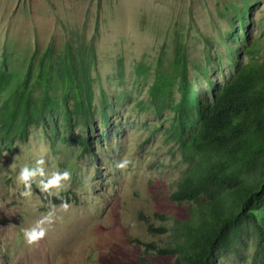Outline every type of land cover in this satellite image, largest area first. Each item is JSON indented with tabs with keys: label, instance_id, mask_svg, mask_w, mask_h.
<instances>
[{
	"label": "rangeland",
	"instance_id": "1",
	"mask_svg": "<svg viewBox=\"0 0 264 264\" xmlns=\"http://www.w3.org/2000/svg\"><path fill=\"white\" fill-rule=\"evenodd\" d=\"M255 41L254 57L264 63V0H0V70L11 77L0 104L42 59L51 101L26 140L0 135V264H174L173 255L135 242L172 244L176 223L189 217V206L170 198L188 171L174 128L179 92L175 86L170 106L155 108L149 89L156 66L183 52L193 90L210 101L248 61L244 49ZM70 67L75 80L90 83L92 102L87 125L86 115L72 113L67 132L64 110L75 103L72 91L64 102ZM41 158L49 174L67 170L72 179L52 196L34 183L33 195L22 197L19 169ZM125 159L128 167L117 168ZM62 200L71 204L67 212ZM51 204L56 223L28 246L23 230ZM257 248L247 229L217 264H261Z\"/></svg>",
	"mask_w": 264,
	"mask_h": 264
},
{
	"label": "trees",
	"instance_id": "2",
	"mask_svg": "<svg viewBox=\"0 0 264 264\" xmlns=\"http://www.w3.org/2000/svg\"><path fill=\"white\" fill-rule=\"evenodd\" d=\"M259 50L256 41L244 49L248 61L210 101L193 90L183 52L178 50L169 66L159 62L156 66L149 89L155 108L170 106L175 86L179 92L172 106L174 128L181 139L188 171L170 198L177 204H187L190 214L176 223L172 244L158 247L154 242H135L145 250L173 255L174 264H217L219 255L234 249L247 229L258 241L254 260L264 264V63L254 57ZM44 60L39 61L34 74L29 68L0 104V135L4 141H23L35 122L40 125L45 121L51 101L50 67ZM71 60L69 50L67 63L71 64ZM67 71L64 102L71 91L75 98L73 109L66 105L64 110L68 132L72 130V113L86 115L83 123H87L92 90L90 83L86 86L74 79L71 67ZM10 83V75L0 70V96ZM88 86L89 91L84 90ZM86 142L82 143L85 149ZM147 231L154 233L155 229L149 225Z\"/></svg>",
	"mask_w": 264,
	"mask_h": 264
},
{
	"label": "clouds",
	"instance_id": "3",
	"mask_svg": "<svg viewBox=\"0 0 264 264\" xmlns=\"http://www.w3.org/2000/svg\"><path fill=\"white\" fill-rule=\"evenodd\" d=\"M45 163V160L41 158L36 160L34 165L24 164L20 167L16 179L18 184L23 185L24 191L20 193L22 197L28 198L33 195L32 188L34 183L37 184V188L41 193H47L49 196H52L55 194L53 190L58 193L65 188L66 183L71 181L72 175L69 171L57 170L49 174ZM130 163L131 161L125 159L117 162L116 167L125 169ZM56 207L52 205L53 210H49L40 219L35 221L31 227L23 230L24 241L28 246H35L46 237L58 219L54 212ZM59 208L67 212L71 208V204L68 201L62 200Z\"/></svg>",
	"mask_w": 264,
	"mask_h": 264
},
{
	"label": "bare ground",
	"instance_id": "4",
	"mask_svg": "<svg viewBox=\"0 0 264 264\" xmlns=\"http://www.w3.org/2000/svg\"><path fill=\"white\" fill-rule=\"evenodd\" d=\"M36 107V106H35ZM35 109V108H34ZM151 109V108H150ZM142 114V113H141ZM38 122V121H37ZM27 123V122H26ZM36 123V122H35ZM35 123H34V125H35ZM31 124V123H30ZM33 124V123H32ZM87 124V123H86ZM190 124V123H189ZM27 125V124H26ZM25 125V126H26ZM69 125V124H68ZM188 125V124H187ZM193 125V123L191 124V126ZM70 126H71V124H70ZM69 127V126H68ZM3 128V127H2ZM188 128H189V126H188ZM191 129V128H190ZM3 131H4V129H3ZM8 131V130H7ZM1 132V131H0ZM14 132V131H13ZM187 133H188V130H187ZM194 136V135H193ZM8 137V136H7ZM193 138V137H192ZM8 139V138H7ZM11 139V138H10ZM25 139V138H24ZM26 140V139H25ZM193 140V139H192ZM202 148H204V147H202ZM131 149V148H130ZM205 149V148H204ZM204 149H203V151H204ZM137 150V149H136ZM199 150V149H198ZM197 150V152L199 153V151ZM129 151V150H128ZM195 152H196V148H195ZM196 152V153H197ZM205 152V151H204ZM195 153V154H196ZM200 154H202V153H200ZM200 154H198V155H200ZM146 172V171H145ZM129 180V179H128ZM133 183V182H132ZM144 183V182H143ZM147 183H144V185H146ZM148 185V184H147ZM106 186V185H105ZM127 188V187H126ZM143 188V187H142ZM129 189V188H128ZM21 191V190H20ZM105 191V190H104ZM131 192V191H130ZM132 193V192H131ZM44 194V193H43ZM105 194V193H104ZM103 194V195H104ZM45 195V194H44ZM113 195V194H112ZM111 195V196H112ZM110 196V195H109ZM48 197V196H47ZM104 197V196H103ZM55 197H53V199H54ZM109 198V197H108ZM49 200V199H48ZM51 200V199H50ZM49 200V201H50ZM82 200V199H81ZM60 202V201H59ZM98 202V201H97ZM189 202V201H188ZM101 203V202H100ZM187 203V202H186ZM193 203V202H192ZM34 204V203H33ZM79 204V203H78ZM102 204H104L103 202H102ZM101 204V205H102ZM52 205V204H51ZM97 205V204H96ZM81 206H82V204H81ZM104 206V205H103ZM48 207V206H47ZM46 208V207H45ZM75 208V207H74ZM55 211V210H54ZM56 211H57V209H56ZM55 211V212H56ZM35 213H37V212H35ZM93 213V215H94V211L92 212ZM98 213V212H97ZM190 214V213H189ZM35 219V218H34ZM38 219H40V218H38ZM37 220V219H36ZM98 220V219H97ZM114 223V222H113ZM109 225V224H108ZM113 226V225H112ZM114 227V226H113ZM119 227H121V226H119ZM63 228V227H62ZM93 228V227H92ZM94 229V228H93ZM165 230H162V232H164ZM166 234V233H165ZM141 236H143V235H141ZM142 238H144V237H142ZM165 239H167V238H165ZM169 239V238H168ZM168 241V240H167ZM140 248H141V246H140ZM140 251H141V249H140ZM143 252V251H142ZM146 252V251H145ZM140 256V255H139ZM144 260V259H143ZM142 261V260H141ZM150 261H151V259H150ZM148 262V261H147ZM152 262V261H151ZM144 263V262H143ZM148 263H150V262H148Z\"/></svg>",
	"mask_w": 264,
	"mask_h": 264
}]
</instances>
